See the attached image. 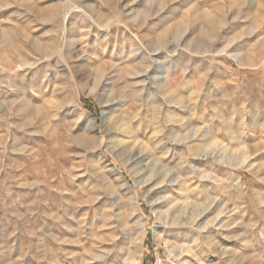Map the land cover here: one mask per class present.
<instances>
[{"label":"rangeland","instance_id":"374dc122","mask_svg":"<svg viewBox=\"0 0 264 264\" xmlns=\"http://www.w3.org/2000/svg\"><path fill=\"white\" fill-rule=\"evenodd\" d=\"M0 264H264V0H0Z\"/></svg>","mask_w":264,"mask_h":264},{"label":"bare ground","instance_id":"6f19581e","mask_svg":"<svg viewBox=\"0 0 264 264\" xmlns=\"http://www.w3.org/2000/svg\"><path fill=\"white\" fill-rule=\"evenodd\" d=\"M165 79V78H164ZM159 84V83H158ZM160 85V84H159ZM137 249V248H136ZM179 250H180V253H182V252H184L183 251V246H180L179 248H178ZM188 251V250H187ZM134 252V251H133ZM139 252V251H138ZM135 253H131V255L130 256H128V257H130L127 261H129L130 263H132V262H134L135 261ZM137 259V258H136Z\"/></svg>","mask_w":264,"mask_h":264}]
</instances>
